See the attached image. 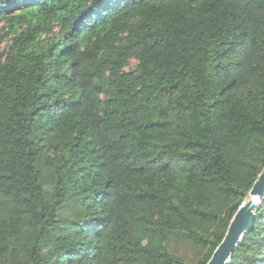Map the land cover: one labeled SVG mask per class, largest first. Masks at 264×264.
Wrapping results in <instances>:
<instances>
[{
    "label": "trees",
    "instance_id": "obj_1",
    "mask_svg": "<svg viewBox=\"0 0 264 264\" xmlns=\"http://www.w3.org/2000/svg\"><path fill=\"white\" fill-rule=\"evenodd\" d=\"M0 23V264H206L264 166V0ZM227 264H264V199Z\"/></svg>",
    "mask_w": 264,
    "mask_h": 264
},
{
    "label": "water",
    "instance_id": "obj_2",
    "mask_svg": "<svg viewBox=\"0 0 264 264\" xmlns=\"http://www.w3.org/2000/svg\"><path fill=\"white\" fill-rule=\"evenodd\" d=\"M264 199V166L254 181L245 201L233 215L225 235L206 264H227L236 247L255 223V211Z\"/></svg>",
    "mask_w": 264,
    "mask_h": 264
},
{
    "label": "rangeland",
    "instance_id": "obj_3",
    "mask_svg": "<svg viewBox=\"0 0 264 264\" xmlns=\"http://www.w3.org/2000/svg\"><path fill=\"white\" fill-rule=\"evenodd\" d=\"M2 26H3V23H0V52L6 50V44H7V41L2 37V31H1ZM182 252L185 253L189 257H191L193 254L192 252L190 253V251H186V250H183Z\"/></svg>",
    "mask_w": 264,
    "mask_h": 264
}]
</instances>
